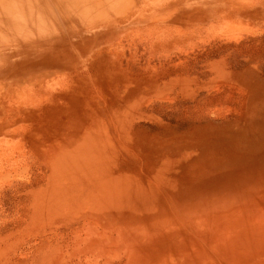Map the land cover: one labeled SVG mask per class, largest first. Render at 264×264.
Returning <instances> with one entry per match:
<instances>
[{"label": "rangeland", "instance_id": "rangeland-1", "mask_svg": "<svg viewBox=\"0 0 264 264\" xmlns=\"http://www.w3.org/2000/svg\"><path fill=\"white\" fill-rule=\"evenodd\" d=\"M0 264H264V0H0Z\"/></svg>", "mask_w": 264, "mask_h": 264}]
</instances>
